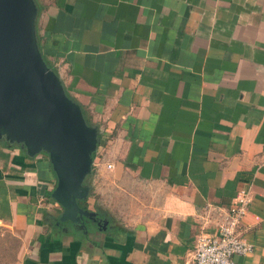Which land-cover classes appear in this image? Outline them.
I'll return each instance as SVG.
<instances>
[{
    "label": "crops",
    "instance_id": "crops-1",
    "mask_svg": "<svg viewBox=\"0 0 264 264\" xmlns=\"http://www.w3.org/2000/svg\"><path fill=\"white\" fill-rule=\"evenodd\" d=\"M36 5L39 48L97 135L70 209L49 151L0 137L15 264H194L219 220L205 207L241 189L253 251L234 259L264 264V0Z\"/></svg>",
    "mask_w": 264,
    "mask_h": 264
},
{
    "label": "water",
    "instance_id": "water-1",
    "mask_svg": "<svg viewBox=\"0 0 264 264\" xmlns=\"http://www.w3.org/2000/svg\"><path fill=\"white\" fill-rule=\"evenodd\" d=\"M35 13L33 0H0V137L23 142L31 152L46 148L61 201L77 208L71 194L90 169L97 130L86 126L41 59Z\"/></svg>",
    "mask_w": 264,
    "mask_h": 264
},
{
    "label": "built area",
    "instance_id": "built-area-1",
    "mask_svg": "<svg viewBox=\"0 0 264 264\" xmlns=\"http://www.w3.org/2000/svg\"><path fill=\"white\" fill-rule=\"evenodd\" d=\"M110 167V165H109ZM252 194L248 189H241L233 204L225 210L214 206L205 207L204 222L211 212L218 214L216 232H201L196 238L193 252L194 264H240L235 256H244L253 251V245L239 233V225L249 210Z\"/></svg>",
    "mask_w": 264,
    "mask_h": 264
},
{
    "label": "rangeland",
    "instance_id": "rangeland-1",
    "mask_svg": "<svg viewBox=\"0 0 264 264\" xmlns=\"http://www.w3.org/2000/svg\"><path fill=\"white\" fill-rule=\"evenodd\" d=\"M35 7H36V13L34 18V35L37 42V46L40 52V57L45 63V65L48 67V69L52 70L54 69L50 67V65L45 60L38 44V32H37V5L36 0H33ZM20 254V244L16 237H14L10 231H8L6 228L0 226V264H15L18 260V256Z\"/></svg>",
    "mask_w": 264,
    "mask_h": 264
}]
</instances>
